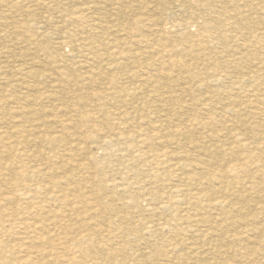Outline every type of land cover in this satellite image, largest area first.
<instances>
[{
  "label": "rangeland",
  "instance_id": "rangeland-1",
  "mask_svg": "<svg viewBox=\"0 0 264 264\" xmlns=\"http://www.w3.org/2000/svg\"><path fill=\"white\" fill-rule=\"evenodd\" d=\"M263 115L264 0H0V264H264Z\"/></svg>",
  "mask_w": 264,
  "mask_h": 264
},
{
  "label": "bare ground",
  "instance_id": "bare-ground-1",
  "mask_svg": "<svg viewBox=\"0 0 264 264\" xmlns=\"http://www.w3.org/2000/svg\"><path fill=\"white\" fill-rule=\"evenodd\" d=\"M191 25H194V23H183V24H181L180 26H182V28H184V29H186V28H188V27H190ZM189 29V28H188ZM26 98V97H25ZM30 99V98H29ZM13 101V100H12ZM15 102V101H14ZM263 109V108H262ZM257 113H260V112H257ZM262 116V115H261ZM263 118H264V115H263ZM247 160L245 159V162H246ZM242 166V165H241ZM239 168H241V167H239ZM236 168L234 167V168H232V170H235Z\"/></svg>",
  "mask_w": 264,
  "mask_h": 264
}]
</instances>
